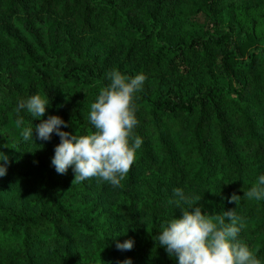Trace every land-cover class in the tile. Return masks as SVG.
<instances>
[{"label": "trees", "instance_id": "1", "mask_svg": "<svg viewBox=\"0 0 264 264\" xmlns=\"http://www.w3.org/2000/svg\"><path fill=\"white\" fill-rule=\"evenodd\" d=\"M114 68L146 76L135 100L143 143L120 187L77 183L51 165L57 135L21 141L17 102L46 94L41 119L82 132ZM0 152V264H175L155 243L180 215L175 187L202 212L235 208L264 264V201L245 195L264 173V0H0ZM128 238L132 250L118 251Z\"/></svg>", "mask_w": 264, "mask_h": 264}, {"label": "clouds", "instance_id": "2", "mask_svg": "<svg viewBox=\"0 0 264 264\" xmlns=\"http://www.w3.org/2000/svg\"><path fill=\"white\" fill-rule=\"evenodd\" d=\"M107 83L100 87L88 108L89 127L82 132L62 129L66 122L55 114L41 119L50 104L48 96L31 94L17 102V125L20 126L22 142L48 141L53 134L59 137L54 146L51 165L58 174L71 169L77 183L95 178L120 187L140 149L142 138L135 134L138 123L135 100L142 91L146 76L143 72L126 75L117 69L105 73ZM36 118L39 123L26 126L23 116ZM35 128V139L33 137ZM36 144V143H35ZM8 157L0 152V177L7 171ZM249 199L264 201V173L256 176L245 194ZM232 194L230 201L236 202ZM200 197L189 198L180 187L172 189L169 203L179 209L180 215L164 219L155 234V243L162 247L175 264H261L253 250L241 239L246 220L235 208L222 214L202 212ZM118 233L117 235H123ZM134 240L115 241L118 251H131ZM117 264H132L125 257Z\"/></svg>", "mask_w": 264, "mask_h": 264}, {"label": "rangeland", "instance_id": "3", "mask_svg": "<svg viewBox=\"0 0 264 264\" xmlns=\"http://www.w3.org/2000/svg\"><path fill=\"white\" fill-rule=\"evenodd\" d=\"M259 29H260V27L257 28V30H259Z\"/></svg>", "mask_w": 264, "mask_h": 264}]
</instances>
